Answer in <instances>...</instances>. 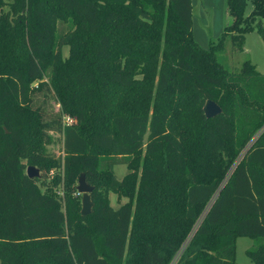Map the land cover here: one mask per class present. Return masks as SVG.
<instances>
[{"label":"trees","instance_id":"obj_1","mask_svg":"<svg viewBox=\"0 0 264 264\" xmlns=\"http://www.w3.org/2000/svg\"><path fill=\"white\" fill-rule=\"evenodd\" d=\"M225 6L232 20L204 49L191 0H0V264H237V236L264 264V73L222 62L227 41L242 50L245 0ZM43 87L75 122L43 120ZM44 130L62 133L60 162Z\"/></svg>","mask_w":264,"mask_h":264},{"label":"rangeland","instance_id":"obj_2","mask_svg":"<svg viewBox=\"0 0 264 264\" xmlns=\"http://www.w3.org/2000/svg\"><path fill=\"white\" fill-rule=\"evenodd\" d=\"M1 9H6V6H3ZM252 9V0H245L240 21V30L243 37L242 50L236 51L230 42L227 41L225 43L224 53L222 54V62L230 70H237L243 60H248L258 72L264 73V42L256 28V22L258 20L264 25V9L256 17L251 15ZM191 20V35L193 40L201 48L206 49L210 41L215 42L217 40L223 27L229 24L232 18L226 11L225 0H191ZM65 27L66 24L59 23L57 25L58 32H63L66 29ZM66 54L67 46L63 45L61 47V55L65 57ZM32 106L41 108L43 120L50 121L51 119H59L61 125L75 122L69 116L64 114L60 115L58 104H56L52 93L45 87L33 93ZM44 134L48 138V142L42 143L43 152L47 156L60 162L63 156L62 133L58 130H44ZM112 171L115 177L120 179L127 172V169L124 164H114ZM57 172H60V167H52L49 169V173H47L48 179L52 178ZM54 191L58 194L59 188L54 189ZM108 201L110 206L115 208L126 201V198H117L114 193H109ZM253 246V239L247 236H237L234 241L235 262L237 264H252L246 251Z\"/></svg>","mask_w":264,"mask_h":264},{"label":"water","instance_id":"obj_3","mask_svg":"<svg viewBox=\"0 0 264 264\" xmlns=\"http://www.w3.org/2000/svg\"><path fill=\"white\" fill-rule=\"evenodd\" d=\"M202 112L205 118H210L220 112V107L212 100L207 99L202 106ZM24 172L28 178L39 176L38 168L31 165L27 166ZM75 190L80 194L79 212L81 215H86L90 212L92 206L91 200L89 198V193L92 190V186L85 182L83 173H80L77 177Z\"/></svg>","mask_w":264,"mask_h":264},{"label":"built area","instance_id":"obj_4","mask_svg":"<svg viewBox=\"0 0 264 264\" xmlns=\"http://www.w3.org/2000/svg\"><path fill=\"white\" fill-rule=\"evenodd\" d=\"M76 194H79V193H77V191H76ZM80 195V194H79Z\"/></svg>","mask_w":264,"mask_h":264},{"label":"crops","instance_id":"obj_5","mask_svg":"<svg viewBox=\"0 0 264 264\" xmlns=\"http://www.w3.org/2000/svg\"><path fill=\"white\" fill-rule=\"evenodd\" d=\"M122 176H123V175H122ZM122 176H121V177H122ZM121 177H120V178H121Z\"/></svg>","mask_w":264,"mask_h":264}]
</instances>
